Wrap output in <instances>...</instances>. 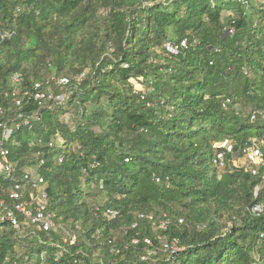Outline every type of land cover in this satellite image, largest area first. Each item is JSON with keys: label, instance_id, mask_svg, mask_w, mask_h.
<instances>
[{"label": "trees", "instance_id": "trees-1", "mask_svg": "<svg viewBox=\"0 0 264 264\" xmlns=\"http://www.w3.org/2000/svg\"><path fill=\"white\" fill-rule=\"evenodd\" d=\"M0 30L12 34L0 107L16 167L0 200L39 169L57 222L81 230L64 246L0 225V264H264V162L253 175L220 146L264 156V0H0ZM62 78L66 104L24 98L37 83L63 93ZM138 214L172 218L165 235L181 251L155 260L133 245L139 232L160 247L146 221L131 230Z\"/></svg>", "mask_w": 264, "mask_h": 264}, {"label": "built area", "instance_id": "built-area-1", "mask_svg": "<svg viewBox=\"0 0 264 264\" xmlns=\"http://www.w3.org/2000/svg\"><path fill=\"white\" fill-rule=\"evenodd\" d=\"M18 1V0H13ZM234 30H228V34H233ZM12 34L8 31L0 30V39L5 40L11 38ZM181 48H187V42L183 41L180 45ZM166 49L171 54L177 55L179 53V46H175L172 43L166 44ZM84 77L82 75L79 80ZM13 83L18 85L21 83L20 75L13 77ZM71 81L68 78H62L58 81V86L63 90V93L56 94L50 87L49 82L44 85L37 83L31 91L24 93V98L37 103L42 108L53 109L57 106L66 104L69 96V85ZM22 99H16V105L21 106ZM5 110L0 107V179H9L16 171L15 165L10 161V149L7 147L8 142L12 139L14 128L4 121ZM19 118H22L20 115ZM255 118V117H253ZM24 125H30V120L25 119ZM15 128H19L21 122L15 123ZM42 143V141H40ZM62 143V139L57 137L55 141H52L49 146L54 147L57 144ZM229 142L220 144L223 148H228ZM243 154L247 156L251 165L249 166L253 175L257 174V166H260L264 162V156L261 149V145L254 143L253 146L244 148ZM223 159V155L219 156ZM61 161V160H60ZM224 165L223 163L221 164ZM49 195L47 192V183L42 177L40 170L36 168H28L24 171L23 176L12 187L5 190V199L0 200V225L9 226L18 232L26 228L32 229V236L37 238L36 233H54L57 232L61 236L62 244L64 246L74 245L78 239V233L81 231L80 227L76 230L72 229L66 224L57 222V214L49 209ZM262 211L261 206L253 208L254 213ZM105 216L109 220L116 219L118 212L108 210L105 212ZM146 221L156 239L160 242V247L157 248L154 241L150 237H142L141 233H137L132 239V244L138 246L144 244L150 252L157 254H165L168 259H171L181 249L175 242L169 241L165 235L172 223L173 219L165 216L163 219H157L154 215L138 214L135 222L131 226V230L138 231L140 223ZM179 224H183V219H178ZM38 239V238H37ZM40 242V240H38ZM52 244V243H51Z\"/></svg>", "mask_w": 264, "mask_h": 264}, {"label": "rangeland", "instance_id": "rangeland-1", "mask_svg": "<svg viewBox=\"0 0 264 264\" xmlns=\"http://www.w3.org/2000/svg\"><path fill=\"white\" fill-rule=\"evenodd\" d=\"M138 89H141V87L139 85H137ZM66 121H69L70 116H65ZM263 145V144H262ZM229 147V152L231 151V155H232V162L231 165L236 167V168H243V169H248L249 166L251 165L249 159L247 158V156H245L243 154V152H241L240 150L234 151V148H232L234 146V142L230 141L228 143ZM120 235L117 236V238H119ZM151 258L155 259V260H162L164 258V256L162 254H157L155 252H151Z\"/></svg>", "mask_w": 264, "mask_h": 264}]
</instances>
